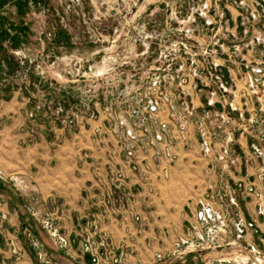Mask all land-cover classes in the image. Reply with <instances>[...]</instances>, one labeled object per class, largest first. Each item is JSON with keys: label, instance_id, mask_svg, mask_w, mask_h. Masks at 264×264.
I'll list each match as a JSON object with an SVG mask.
<instances>
[{"label": "rangeland", "instance_id": "obj_1", "mask_svg": "<svg viewBox=\"0 0 264 264\" xmlns=\"http://www.w3.org/2000/svg\"><path fill=\"white\" fill-rule=\"evenodd\" d=\"M0 69L3 134L17 119L19 136L28 133L37 149L46 137L56 151L61 133L81 128L103 144L111 136L110 117L164 97L180 113L184 105L194 110L210 147L204 156L193 122L191 178L198 183L205 167L210 181L204 193L195 187V210L206 193L227 225L213 250L192 238L195 210L185 208L179 233L160 242L172 245L168 253L125 252L138 237L112 239L104 229H139V223L124 221L128 214L138 216L127 204L134 197L129 189L104 191L107 201L91 207L88 219L78 223L79 239L73 238L62 232L58 200L40 206L26 195V179L0 170V207L18 203L20 237L32 231L55 264L58 249L41 225L47 214L74 247H97L99 264H133L129 256L147 264H264V0H0ZM67 114L81 118L78 126L63 124ZM81 156L89 158L87 152ZM121 195L128 197L122 201ZM239 219L254 226L237 238ZM8 225L0 211V234ZM141 240L146 247L156 244L154 238ZM5 241L16 257L14 240ZM191 243L194 250L186 247ZM176 244L182 249L174 253ZM217 251L223 257H206Z\"/></svg>", "mask_w": 264, "mask_h": 264}, {"label": "crops", "instance_id": "obj_2", "mask_svg": "<svg viewBox=\"0 0 264 264\" xmlns=\"http://www.w3.org/2000/svg\"><path fill=\"white\" fill-rule=\"evenodd\" d=\"M2 111L0 104V170L13 176H21L26 179L28 197H35L36 203L48 207L51 200H58L63 213L60 216L62 232L78 238V223L84 222L85 215H90L93 206H98L104 201V191H114L112 182L108 179L107 167L113 165L124 171V187L134 193L131 203L134 212L138 215L128 214L125 222H136L142 227L131 225L123 229H116L114 225L106 227V233L114 239H129L138 237L137 242L123 247L130 253L153 254L168 253L172 245H163V239L173 238L181 230L184 219L182 214L188 209L192 214L196 206V197L210 187L208 170L201 167L203 173L201 180L196 183L190 172L193 170L192 135L189 131L187 145L180 146L176 151V162L169 170L166 180H157L155 175L159 171H153L150 177V185L135 171L131 170L119 153L113 138L108 134L107 142L100 143L84 129L72 134L61 133V139L57 143L58 150H50L46 137H43L41 148L37 149L30 141V135L19 136L18 120L10 121V133L3 134ZM164 120H166L164 118ZM98 124H93L96 127ZM45 136V135H44ZM20 138L22 140L20 141ZM96 140V141H95ZM87 152L89 158L84 160L81 156ZM197 184V186H196ZM0 186L1 183H0ZM201 191L198 195L196 193ZM197 191V192H198ZM114 202V196L112 198ZM112 202V204H113ZM111 204V205H112ZM0 207V211L7 214L9 225L0 234V264H35L34 258L28 247L23 243L18 229L19 212L16 201L10 200ZM110 205V204H109ZM146 207H153V211L147 213ZM186 208V209H185ZM44 209V208H43ZM186 214V211L184 212ZM114 221L112 220L111 223ZM3 233V234H2ZM43 236V235H42ZM10 237L14 240L20 255L18 259L10 253L5 239ZM44 238V236H43ZM142 238H154V247H146ZM126 239V240H127ZM161 242V243H162ZM85 253L76 246L71 251V257L57 251V264H87L88 258ZM206 257L220 259L221 251L208 253ZM141 259V258H140ZM129 262L133 264H147L146 259L137 262L129 256Z\"/></svg>", "mask_w": 264, "mask_h": 264}, {"label": "built area", "instance_id": "obj_3", "mask_svg": "<svg viewBox=\"0 0 264 264\" xmlns=\"http://www.w3.org/2000/svg\"><path fill=\"white\" fill-rule=\"evenodd\" d=\"M1 77L2 70L0 69V88L2 86ZM180 110H182V113L178 112L175 105L164 97L163 99L148 100L142 105L141 109L125 110L124 112H119L120 114L116 118L110 117L113 120L110 128L111 137L121 157H123L131 170L142 176V179L148 185L151 183L149 180L154 175V170L159 171V174L155 175L157 180L167 179L169 170L175 165L177 149L180 146L187 145L190 125H193V122H195V128H198V133L202 139V142L199 143L200 151L204 156L210 152V147L205 139V132L202 129L203 123L193 120L194 110L187 105L181 107ZM80 120L81 118L76 114H67L62 119V122L64 125L72 128L74 125L78 126L77 124L81 122ZM219 155L221 156V154ZM107 173L108 179L112 182L111 186L115 190L127 189L123 184L125 174L121 168L108 165ZM127 197L121 195L119 200L124 201ZM230 201L233 203V199ZM260 215L263 214L261 213ZM2 218L4 217L2 216ZM193 220L195 224L191 227V236L192 238L199 239L201 242H205V245L201 248L206 250L219 248V244L213 243H217V240L226 232L227 225L224 215L215 209L208 194L205 193V197L198 201L197 209L193 214ZM41 223L42 228L55 243L58 251L67 257H71V251L74 246L54 228L48 214L43 218ZM253 226L254 223H244L242 219H239L234 224L233 230L235 236L237 238L241 237L244 229L250 231ZM262 226L264 229V219ZM21 237L27 243L28 249L34 254L35 264H55L52 255L40 243L32 231L25 229ZM186 247L193 250L195 248L192 243ZM176 248L174 253L182 249L179 244H176ZM79 249L82 253L90 256L91 259L88 258L87 263L90 260L94 262L92 264H99L97 247L88 245V248L83 247ZM12 252L18 259L19 252L15 245L12 246ZM250 252L258 254V250L253 246L250 247ZM193 264L196 263L194 262ZM257 264L259 263L257 262Z\"/></svg>", "mask_w": 264, "mask_h": 264}]
</instances>
